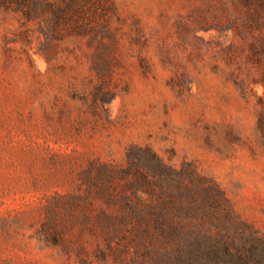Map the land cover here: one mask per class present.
<instances>
[{
    "label": "rangeland",
    "instance_id": "obj_1",
    "mask_svg": "<svg viewBox=\"0 0 264 264\" xmlns=\"http://www.w3.org/2000/svg\"><path fill=\"white\" fill-rule=\"evenodd\" d=\"M254 232L264 0H0V264H184Z\"/></svg>",
    "mask_w": 264,
    "mask_h": 264
},
{
    "label": "trees",
    "instance_id": "obj_2",
    "mask_svg": "<svg viewBox=\"0 0 264 264\" xmlns=\"http://www.w3.org/2000/svg\"><path fill=\"white\" fill-rule=\"evenodd\" d=\"M158 163L165 168L160 160ZM184 264H264V236L254 232L239 243L237 234H233L221 246L192 247Z\"/></svg>",
    "mask_w": 264,
    "mask_h": 264
}]
</instances>
